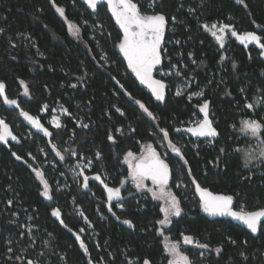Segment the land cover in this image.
I'll return each mask as SVG.
<instances>
[{
  "label": "trees",
  "instance_id": "obj_1",
  "mask_svg": "<svg viewBox=\"0 0 264 264\" xmlns=\"http://www.w3.org/2000/svg\"><path fill=\"white\" fill-rule=\"evenodd\" d=\"M56 6L65 8L67 21L55 11ZM180 6L179 0H164L156 11L163 10L170 22L172 16L177 17L176 32L171 36L178 37L176 40L180 43L169 47L170 58L173 62H180L183 55L186 63L191 65L188 71L196 76L192 89L203 86L204 96L191 101L186 96H176V80L160 77L167 85L165 101L160 102L147 86L140 83L128 67L127 59L115 47L113 42L118 44L122 33L105 10L93 14L80 0H0V28L4 29L0 33V80L6 84L5 94L9 99H17L19 103V107L8 105L0 96V118L17 137L16 140L9 137L7 144L0 141V264H19L20 260L15 256L22 257L21 248L27 246L31 254L35 251L31 249L32 245L38 248L46 240L49 241L45 244L47 255L54 257L58 264L63 260L58 251L67 252L68 263L71 261L72 264L124 263L122 248L130 246L129 254L139 256L140 264L145 259L151 264H168L166 238L169 242H182L183 235H190L194 241L209 246L194 249L193 244L182 242V246L180 243L181 250L190 259L197 258L194 264H264V223L259 235H254L230 220H210L201 213L194 187L198 182L215 193L233 195V208L237 210L264 208V163L255 161L245 168L241 161L243 153L236 151L255 146L254 138L239 131V122L250 118L264 123V57L252 50L250 58L248 52L235 42L228 48H219L212 36L201 30L198 17L204 15L207 21L216 22L231 20L240 31L258 30L264 28V0H243V3L210 0L207 7L198 6L196 14ZM84 20L91 24L102 22L104 34L94 31L95 39L90 37L92 26L85 25ZM67 22L80 25L79 38L68 31ZM102 51L108 53L109 64L100 60ZM190 52L199 64L192 65L188 59ZM222 56L224 60H221ZM80 76H84L83 82L78 80ZM21 80L28 85L27 95ZM116 81L124 85V89H120ZM71 84L77 87L72 88ZM125 89L135 100L142 101L157 120L151 121L142 114L138 105L125 94ZM56 99H62L77 117L93 120L88 129L76 131V140L70 148L103 153L113 180L108 186L121 187V197L112 201V212L108 211L104 183L98 180L89 179L88 188H84L83 183L80 186L75 183L69 190H57L53 185L58 173L64 171L71 161L66 144L69 131L54 130L45 117H40L53 132L52 137H47L30 130L20 112L23 110L36 117L46 102ZM204 100L210 102V114L219 133L213 144H206L209 139H194L183 131L182 123L194 112L201 115L198 105ZM247 101L254 104L253 109L246 107ZM114 104L124 109V117L115 113ZM106 110L110 112L109 116ZM157 122L159 129H167L169 137H163V133L154 127ZM69 124L74 126L71 121ZM128 124L135 126V133L118 136L117 126L128 127ZM153 133L157 134L154 136ZM109 134L115 136V143L107 140ZM169 138L181 148L183 159L165 147ZM138 139L142 144L151 143L162 157L163 150L167 152L165 159L172 170L170 188L183 209L180 217H174L168 227L163 226V233L157 223L164 218L161 205L151 197L142 208V203H136L141 193L128 179L123 185L120 183L129 173L124 154L129 150L136 154L142 151ZM161 140L164 148L159 144ZM53 143L65 155L64 160H60L51 148ZM192 143H198V148L195 149ZM220 148L225 152L221 153ZM13 152L23 159H16ZM45 159L55 161L57 166H44ZM33 168H42L46 173L52 187L51 200L41 195L43 184ZM188 168H191L190 174ZM193 177L195 182H192ZM179 182L181 184L177 187ZM73 195L94 221L99 231L100 248L86 225L75 215L71 207ZM10 199L13 203L8 205ZM118 202L124 203L126 210H118ZM56 207L61 210L63 225L51 215ZM97 207L106 214L107 220L98 217ZM29 216L32 219H28ZM126 219H131L134 226L123 223ZM25 224L33 226L31 238L23 227ZM81 228L84 229L81 238L88 252L85 253L77 241L76 251L71 256L72 236ZM22 232L24 236H21ZM9 239L13 241V256L7 254ZM217 247H221L220 253L215 252ZM200 252L203 258L198 256Z\"/></svg>",
  "mask_w": 264,
  "mask_h": 264
},
{
  "label": "snow or ice",
  "instance_id": "obj_2",
  "mask_svg": "<svg viewBox=\"0 0 264 264\" xmlns=\"http://www.w3.org/2000/svg\"><path fill=\"white\" fill-rule=\"evenodd\" d=\"M54 2V0H53ZM86 4L93 10L96 11L98 8V4L102 2V0H85ZM243 3V0H240ZM107 7L111 10L112 15L115 17L116 23L123 30V37L119 40V43L113 42L115 47H117L122 53L123 56L127 59V65L132 71L135 73L136 77L139 78L141 84L147 85L151 90V94L155 97L157 101L163 102L165 101L166 96V88L167 85L163 80L156 79L153 75L154 70L157 68V65L162 64V44L164 43V36L166 31V26L169 22V17L166 16L165 12L156 11V7L158 6V0H147V8L148 12H141L140 7L134 0H106ZM159 5H162V0H159ZM55 11L62 17L65 21H67V17L65 15V8L61 6H56ZM171 20L173 22L176 21V17L172 16ZM84 24H87L88 21H83ZM47 27V25H45ZM93 29L98 32L100 35L104 34L103 25L100 24L92 25ZM203 27L211 31L213 37L219 41L221 48H223L225 43V34L231 28L232 36H237L238 33L235 31L234 25L230 24H220L218 26L217 23H213L211 27L208 24H204ZM259 27V26H258ZM68 31L76 36L80 37V25L73 24L72 22H67ZM4 29L0 28V33H3ZM23 36V34H18ZM95 39V33L93 36ZM242 42H251L254 41L259 45L260 49H264V43L261 42V36L257 35L256 32L249 31L240 36ZM9 43L11 44V38L9 37ZM97 43H99L97 41ZM175 43L179 44L180 41H175ZM166 51V49H164ZM264 55V51L260 53ZM191 56L192 54L189 53ZM105 58L107 56L105 54ZM251 58V57H250ZM95 59V57H93ZM225 57H221V60H224ZM170 63V61H169ZM193 63L195 61L193 60ZM187 67V66H185ZM236 65L233 63V68L235 69ZM179 75V71H177ZM264 74V73H262ZM86 75V72H85ZM167 75V73H165ZM80 82L84 81V76L78 77ZM119 84V81H116ZM20 84L23 86L24 94L27 95L29 93L28 85L25 81L21 80ZM190 86V82H188ZM46 87V86H45ZM70 87L76 88V84H71ZM120 89H124V85L119 84ZM6 84L4 81L0 80V96L3 97V101L8 105H16L19 107V103L17 99H9V97L5 94ZM125 94L130 97L133 102L138 105L139 109L142 110V114H146L151 121H156V116L145 106L142 101L135 100V98L131 97V93H128L125 89ZM241 92L244 89L240 90ZM181 92L178 91L177 95H180ZM203 90L199 92L191 93L189 98L192 96L203 97ZM91 103V102H89ZM248 109H253L254 104L252 102H248L246 104ZM48 106L44 105V109L47 110ZM199 111L203 114V118L197 121L193 126L188 127L186 131L188 133L193 134L196 137H205V138H217L219 136L217 128L213 124V120L210 118V102L208 100H204L202 104L198 105ZM62 112L67 113L68 115H72L68 112L67 108H62ZM116 111L120 113L121 116H124L125 113L121 108H116ZM20 115H22L27 121H29L36 129L41 130L45 136L52 137L53 132L49 131L48 128L44 127L41 121L37 117L31 116L28 112H24L21 110ZM110 115V114H109ZM264 119V118H262ZM52 123L55 126V129H60L62 127L58 118H54ZM239 131L244 133L246 136H250L255 139L254 147H244L240 149H236L237 152H242L245 160L244 167L247 168L250 165L252 160L259 161L260 163H264V123L257 119H242L240 122ZM80 125L87 129L89 124L80 122ZM154 127L158 129L159 132L163 133V137H169V133L167 129H159L158 122L154 124ZM235 127V125H233ZM116 131H122V128L116 129ZM133 132L136 129H132ZM179 132V129H176ZM157 133H153L155 136ZM11 137L12 140H16L17 137L12 134L10 126L5 122L3 118H0V141L4 143H8V138ZM107 140L116 142V138L114 135L109 134L107 136ZM165 147L170 148L173 153L178 154V158L183 159V153L180 147L174 144L171 139H168ZM198 147V146H194ZM51 148L55 150L56 155L59 156L60 160L65 159V155L58 148L57 144H51ZM219 151L221 153L225 152L224 148H220ZM13 156L16 159L20 160L23 157L17 155V153L13 152ZM31 155V153H28ZM69 156H78V152L76 150H70L68 153ZM95 156H101V153L98 151L94 154ZM35 159V157H33ZM124 161L128 165L129 176L132 181L135 183L136 189H148L151 193V196L157 200L164 202V207L162 211L164 213V218L160 219L157 223L161 226L160 232L163 233L165 225H170L172 223V217H180L183 211L179 198L169 190V180L172 175V170L169 167L166 159L162 157L161 153L157 151L156 147L151 143H147L144 145L142 151L139 154L132 152L131 150L127 151L123 156ZM219 160V157H217ZM185 164L186 160L183 161ZM25 163L27 161L25 160ZM79 171L77 175H81L84 173L85 168L92 167V161L86 160L84 163L78 162L77 165ZM32 171L35 173V176L39 178V180L43 184V190L41 195L45 198L51 200L52 197V187L49 184L48 180L45 179V174L43 170L33 168ZM76 171V168L73 169ZM188 173H191V168H188ZM63 175V174H62ZM96 180L100 181L102 184L104 183L101 180L99 174H96L94 177ZM128 177L125 180L121 181V185H123L127 181ZM151 181L153 187L148 188L146 181ZM192 182H195V177L192 178ZM83 187H89V176L83 175ZM179 187V185H177ZM104 188L107 192V203H108V211L112 212V201L114 199H119L121 197V187H110L107 184H104ZM195 192L199 194V207L209 215H219V216H231L240 221H242L248 229L251 230L252 233H256L262 230L261 226V218H264V208H260L256 211H234L233 210V195L228 194H219L214 193L206 187H202L200 183L195 182ZM129 196L133 195V193H128ZM13 201L10 199L7 201L8 205H11ZM123 207V204L120 205ZM81 216L84 220H87V217L84 215L83 211H81ZM115 215V213H113ZM51 215L59 219V222L63 225L64 221L62 219V213L59 208L53 209ZM28 219H32V217H28ZM119 219V217H117ZM123 223L133 227V221L131 219H126ZM90 226V222H89ZM23 227L27 229V233L31 238L32 228L33 226L25 224ZM65 227H67L65 225ZM84 231L83 228L80 229V232L76 234V240L79 241V246L84 250L85 253L88 252V249L84 243V240L81 238V233ZM25 234L22 232L21 236ZM50 238H53V234H48ZM231 240V238H229ZM235 243L234 240L231 241ZM7 254L9 256L14 255V249L11 246L13 241L11 239L8 240ZM44 244H48L49 241H44ZM183 243L186 245L196 244L198 248L207 249L209 246L207 244H200L197 241H194V238L190 235L183 236ZM246 244L247 241H244ZM34 246V245H32ZM165 249L171 255L172 259L168 261V264H192L189 257L180 251V242L179 241H171L169 242L166 238ZM221 247H217L215 249L216 253L221 252ZM21 252L27 251V246L20 249ZM203 255V253H201ZM243 255V253H241ZM22 257L15 256L16 260H20ZM247 257H245L246 259ZM89 260L91 257L89 256ZM26 264H39V260H27ZM142 264H151V261L148 259L143 260Z\"/></svg>",
  "mask_w": 264,
  "mask_h": 264
},
{
  "label": "built area",
  "instance_id": "obj_3",
  "mask_svg": "<svg viewBox=\"0 0 264 264\" xmlns=\"http://www.w3.org/2000/svg\"><path fill=\"white\" fill-rule=\"evenodd\" d=\"M177 21H178V19H177ZM174 41H177V40H174ZM104 52L109 57L108 53L106 51H104ZM191 54H192L191 56L188 54V59L190 60L192 65H195L197 63L196 57L193 53H191ZM180 58H181L180 62H177V61L176 62H170V67L162 68L161 70L158 71V74L164 78H172V79L176 80V84L174 85V94L176 96H178L177 92L180 91L181 92L180 96H186L190 101L197 99L196 97L202 98L199 96H192L191 98H189L191 93L199 92L201 90H203V92H204L205 89L203 86H199L197 89H192V88H194L193 84L195 83L196 76L194 73H191L188 71L189 67H191V65L189 66L186 63L183 55H181ZM109 59H110V57H109ZM193 60L195 61V63H193ZM185 66H187V67H185ZM177 71H179V73H180L179 75L177 74ZM165 73H167V75H165ZM188 82H190V86H189ZM81 85H84V84L81 83ZM248 102H251V101H247L246 104ZM44 105L48 106L47 110L44 109ZM44 105L42 106V108L40 110V114L36 117L40 121H41L40 117L41 118L45 117L46 122L49 125V127L54 129V130H63L64 131L67 129L69 131V135H68V139H67V144L69 146H71L72 143L76 140V131L79 129H85L80 125L81 121L83 123L89 124V127L93 124V120H91V119H84L83 117H77L75 115V113L70 109V107L62 99H56L52 102H46ZM62 108H67L68 112L71 113L72 115H68L67 113L62 112L61 111ZM116 108H121V107L118 104L113 105V109H114L115 113H117L119 116H121L120 113L116 111ZM122 110L125 113L124 109H122ZM106 114L109 116L110 112L108 110H106ZM209 114H210V112H209ZM124 116H122V117H124ZM54 118H58L59 122L61 123L62 127L60 129H55V126L52 123ZM202 118H203L202 113L200 115L197 112H194L192 114V116L187 121L182 123V125L184 126V128L185 127H191L197 121H199ZM210 118L212 119L211 114H210ZM69 121H71L74 124V126H71L69 124ZM213 123H214V121H213ZM117 127L122 128V131H116L118 136L126 135V134L128 135L129 133H135L132 131V129H135V126H133L131 124H128V127H125L123 125H118ZM207 139L210 140L213 138H207ZM41 150L46 157L45 150L43 148ZM68 150H72V149L68 148ZM97 151L99 153H101V156L97 157L94 155ZM77 152L79 155L78 156H71L72 160L67 163L65 171L59 172V174H61V175L63 174V177H64L61 180L65 181V179H66V182L69 183L70 188L72 187V185L74 183H76L78 186L82 185L83 175H88L90 180H96L94 177L96 174H99L101 177V180L104 182V184L109 185L110 183L113 182L112 175H111L110 171L106 169V164L104 162L103 153L100 150H95L94 153H87L84 151H77ZM86 160L92 161V167L91 168L86 167L83 174L77 175V172L79 171V169L77 167L78 162L84 163ZM49 162H53V164L55 166L54 161H49ZM69 168H70V170H69ZM74 168H76V171H73ZM68 171H69V174H68ZM67 175H68V177H67ZM77 178L79 181L78 183L76 180ZM68 190H69V188H68ZM142 198L144 200L142 202V204L144 205V207H146L144 197H138L137 201L140 203V200H142ZM120 204H122V203L121 202L117 203V208L119 210H122V209L124 210L125 206L123 205V207H120ZM89 222H90V224L92 223L91 221H89ZM123 254H124V256H123ZM123 254H122V259H123L124 263L120 262V264H130L129 260L136 258V255H130L128 251H125V253H123ZM125 257H128V259L126 260ZM131 263L134 264V262H131Z\"/></svg>",
  "mask_w": 264,
  "mask_h": 264
},
{
  "label": "flooded vegetation",
  "instance_id": "obj_4",
  "mask_svg": "<svg viewBox=\"0 0 264 264\" xmlns=\"http://www.w3.org/2000/svg\"><path fill=\"white\" fill-rule=\"evenodd\" d=\"M80 1L83 4H85V6L87 7L86 3L83 0H80ZM163 1L164 0H162V2ZM209 1L210 0H179V2H181V6L180 7H185L187 9V12H191L193 14H196L198 12V9L199 8H205V7H207ZM235 1L240 2V0H235ZM134 2L139 5L140 10H141L142 13L149 11L148 8H147V0H134ZM185 2H188V3L185 4ZM196 3L198 4L197 6H195ZM158 4H159V0H158ZM198 6H199V8H198ZM144 7H145V9H143ZM97 10H98V12L105 10L109 14V16H111V18L113 19V21L115 22V24L117 25V27L120 29V31L122 33V37H123V30L116 23L115 17L112 15L111 10L106 5V0H102V2L100 4H98ZM97 13H93V14H97ZM198 17L200 18V28H201V30L208 32L211 36H212L211 31H209L208 29H205L203 27L204 24H208L209 27H211V25L213 23H217L218 26L220 24H230V25H234L235 31L238 33V35L237 36H232L231 35L232 29L230 28L228 30L229 31V34H228L229 37L228 36L225 37L226 39H225V43H224L223 48H221L219 41L216 40V38L212 36V39H213L214 44L217 45L219 48H221V49H224L225 47L228 48L232 42H235L239 46H241L242 48H244L248 52V54H249L250 57H251L252 50H256L259 53H261L262 51H264V49H260L259 48V45L256 44V42H254V41H251V42H242L241 40H238V38H237L238 36H242L244 33L249 32V31L256 32L257 35H259L262 38H264V36L262 35V32H264L263 31V29H264L263 27L258 28V30H244V31H240L239 28H237L236 24L233 21H231V20L230 21H219V22L217 21L216 22L214 20L213 21H207V19L205 18L204 15L203 16L202 15H198ZM173 24H174V22L171 20V22L169 21L168 22V25L166 26V31H165V36H164V43L162 44V64L161 65H157V68L153 72V75H154V77L156 79H159L160 77H162L161 75L158 74V71L161 70L162 68L170 67L169 61L170 62H173L172 59L170 58L169 52L171 50H169V47L174 46L175 44H177V43H175L174 40L178 39V37H176V36H171L173 33L176 32V27ZM261 42L264 43V39H262ZM164 49H166V51H164ZM262 56L264 57V55H262ZM197 64H199V63L197 62L195 65H197ZM30 130H32V129H30ZM75 237H76V233H75V235L73 234V236H72L73 242L71 240V243H70V247L73 248V250L71 252V256L75 253L76 247H77V240H76ZM41 239H42V237H41ZM34 240H36L35 237H34ZM46 247L47 246L45 244L44 245H41V246H38V248H36L35 246H32L31 249L32 250H35V251H33L31 254H29L28 251L21 252L22 253V258L20 259L19 264H26L27 260H29V259H31V260H39V264H58L55 261V258L54 257H51L50 255L49 256L47 255L48 252L46 251ZM57 254L58 255L60 254L63 257V260L61 261V264H72L71 261H70V263H68V259H67V254L68 253L67 252H60V251H58Z\"/></svg>",
  "mask_w": 264,
  "mask_h": 264
},
{
  "label": "rangeland",
  "instance_id": "obj_5",
  "mask_svg": "<svg viewBox=\"0 0 264 264\" xmlns=\"http://www.w3.org/2000/svg\"><path fill=\"white\" fill-rule=\"evenodd\" d=\"M93 19H96L95 17H93ZM84 21H86V20H84ZM100 24H102V22H96L95 23V25H97V26H99ZM175 24H177V18H176V21L174 22V24L173 25H175ZM85 25H94V24H91V23H87V24H85ZM103 25V24H102ZM104 27V26H103ZM94 29H93V27H92V33H91V35H90V37H92L93 38V36H94ZM98 33V32H97ZM229 31H227L226 32V35H225V37H229ZM226 39V38H225ZM107 56V55H106ZM100 60H102L103 62H105L106 64H109L110 63V59H109V57L107 56V59L105 58V52L103 51V52H101L100 53ZM139 79V78H138ZM147 86V85H146ZM179 97H180V95H178ZM196 98H198V97H196ZM39 114H40V112H39ZM116 129H118V127L116 128ZM58 131H63V130H58ZM64 131H67V129L66 130H64ZM117 134V133H116ZM121 135V134H120ZM127 135V134H126ZM121 136H123V135H121ZM244 136V135H243ZM242 136V137H243ZM30 137H32V135L30 136ZM241 137V136H240ZM67 139H68V137H67ZM67 139H66V144H67ZM138 144L140 145V146H142V149H143V147H144V145L145 144H142L141 143V141L138 139ZM213 142H214V140L213 139H210V140H208V141H206V144H213ZM253 143H254V145H255V140H253ZM159 144L164 148V145H163V143H162V140L159 142ZM192 145H193V147L194 146H199V144L198 143H192ZM68 148H70V146L67 144V150H68ZM195 149H197L198 147H194ZM70 150H68V152H69ZM163 158H166L167 156H168V154H167V152L165 151V150H163ZM45 157V156H44ZM70 158H71V156H70ZM72 160V159H71ZM49 161H53V160H46L45 159V161H44V166H46V165H48V166H51L52 168H55L56 166H57V163L55 162V166H54V164H53V162H49ZM126 163V162H125ZM168 163V162H167ZM213 164V163H212ZM66 166H67V164H66ZM66 166H65V168H66ZM126 166H127V168H128V165H127V163H126ZM38 169H41V170H43L42 168H38ZM107 169V168H106ZM69 170H70V168H69ZM107 170H109V169H107ZM64 171H65V169H64ZM128 171H129V169H128ZM44 172V171H43ZM45 174V179H47V177H46V173H44ZM68 174H69V171H68ZM58 177V178H57ZM56 177V180L54 181V186L57 188V190H67L68 188L70 189V186H69V183H67L66 182V179H65V181H62L61 180V178H64L63 177V175H61V174H59L58 173V176ZM67 177H68V175H67ZM48 180V179H47ZM77 180V183L79 182L78 181V178L76 179ZM128 180L130 181V183H131V185L136 189V187H135V183L132 181V179L130 178V176H129V173H128ZM170 181H171V179L169 180V185H168V188H169V190L171 191V192H173V190L170 188ZM146 183H147V185H148V188H152L153 187V185H152V183H151V181L149 180V181H146ZM75 184V183H74ZM73 184V185H74ZM179 184H181V182H179L178 183V185ZM72 185V186H73ZM138 192H140L141 194H140V196H138V197H144L145 198V201L146 202H148L150 199H151V193L148 191V189H136ZM174 193V192H173ZM175 194V193H174ZM150 195V196H149ZM155 199V198H154ZM76 200V201H75ZM156 201H157V203L158 204H160L161 205V208H163L165 205H164V202L163 201H160V200H157V199H155ZM143 202V200H141V202H140V204ZM136 203H138L139 204V202L136 200ZM124 206H125V204L124 203H122ZM121 205V204H120ZM71 207H72V209H73V211H74V213H75V215H77L81 220H82V222L84 223V225H86V227H87V230L89 231V234H90V236L93 238V240L96 242V244L98 245V247L100 246L99 244V238H98V236H99V231H97V229L95 228V223H94V221L89 217V215H88V213L86 212V210H85V208L81 205V204H78L77 203V198H76V196L75 195H73L72 197H71ZM142 208H145L144 207V205L142 204ZM119 210V209H118ZM123 210V209H122ZM124 210H126V206H125V209ZM81 211H83V213H84V215L87 217V220H84L83 218H82V216H81ZM97 214H98V217L101 219V220H103V221H105V220H107V216H106V214L103 212V211H101L100 210V208L99 207H97ZM164 214V213H163ZM174 217H172L171 219H173ZM91 221L92 223L90 224V226H89V221ZM169 225H165L164 227H168ZM184 236V235H183ZM182 242H183V238H182ZM182 242H180L181 243V245L183 246V244H182ZM198 242V241H197ZM180 245V246H181ZM100 248V247H99ZM130 248H132L131 246H130ZM130 248H126V247H123L122 248V250H123V252L124 251H130ZM192 248H198L197 246H196V244L194 243L193 244V247ZM201 249V248H200ZM180 251L181 252H183L182 250H181V247H180ZM125 253V252H124ZM184 253V252H183ZM201 253L202 252H200V254L198 255V256H200V258H203V255H201ZM123 256H124V254H123ZM125 259L127 260L128 259V257H125ZM172 259V257H171V255L167 252V261H169V260H171ZM190 259V258H189ZM197 258H195L194 260H196ZM194 260H193V258H191L190 259V261L192 262V264H194ZM129 262H130V264H132L131 262H134V264H140L139 262H140V258H139V256H137L136 255V258H134V259H130L129 260ZM120 264V263H119Z\"/></svg>",
  "mask_w": 264,
  "mask_h": 264
},
{
  "label": "water",
  "instance_id": "obj_6",
  "mask_svg": "<svg viewBox=\"0 0 264 264\" xmlns=\"http://www.w3.org/2000/svg\"><path fill=\"white\" fill-rule=\"evenodd\" d=\"M84 2H85V0H83ZM86 3V2H85ZM87 5V4H86ZM87 7H88V9H89V11H91V12H93V13H97L98 12V10H96V11H93L88 5H87ZM238 38V40H241L240 39V36H238L237 37ZM31 115V114H30ZM31 116H33V115H31ZM33 117H35V116H33ZM25 119V118H24ZM25 121H26V123H27V125L29 126V128L30 129H32L33 131H35V132H37V133H43L41 130H38V129H36L29 121H27L26 119H25ZM42 123V122H41ZM43 124V123H42ZM44 125V124H43ZM215 126V125H214ZM44 127H46L45 125H44ZM47 128V127H46ZM188 127H185V128H183V131L184 132H186V133H188L187 131H186V129H187ZM189 134V136H191L192 138H194V139H207V138H205V137H196V136H194L193 134H191V133H188ZM201 185V184H200ZM202 186V185H201ZM194 187H195V185H194ZM203 187V186H202ZM209 189V188H208ZM209 190H211V189H209ZM212 191V190H211ZM213 192V191H212ZM215 193V192H214ZM195 194H196V197L198 198V200H199V194L198 193H196L195 192ZM220 194V193H219ZM56 208H58V207H56ZM55 208V209H56ZM200 210H201V213L204 215V216H206L207 218H209L210 220H217V219H225V220H230V221H232V222H234L235 224H238V225H240V226H242V227H244V228H246L250 233H252L251 232V230L250 229H248L247 228V226L242 222V221H240V220H238V219H236V218H234V217H231V216H219V215H216V216H213V215H209L208 213H205L201 208H200ZM233 210L234 211H241V210H237V209H235V208H233ZM245 212H247V211H245ZM55 219H58V218H56V217H54ZM264 223V218H261V226H262V224ZM259 233H260V231H258V232H256V233H252V234H254V235H259Z\"/></svg>",
  "mask_w": 264,
  "mask_h": 264
},
{
  "label": "clouds",
  "instance_id": "obj_7",
  "mask_svg": "<svg viewBox=\"0 0 264 264\" xmlns=\"http://www.w3.org/2000/svg\"><path fill=\"white\" fill-rule=\"evenodd\" d=\"M241 161H242V164L245 165V160H244L243 155H242V157H241ZM255 161H256V160H252V161L250 162V164L254 163Z\"/></svg>",
  "mask_w": 264,
  "mask_h": 264
}]
</instances>
